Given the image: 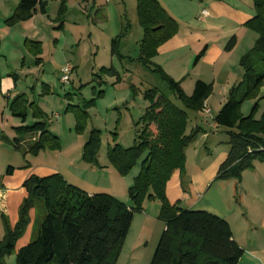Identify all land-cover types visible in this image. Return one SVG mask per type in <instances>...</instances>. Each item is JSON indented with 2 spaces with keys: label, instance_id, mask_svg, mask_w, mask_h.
<instances>
[{
  "label": "rangeland",
  "instance_id": "rangeland-1",
  "mask_svg": "<svg viewBox=\"0 0 264 264\" xmlns=\"http://www.w3.org/2000/svg\"><path fill=\"white\" fill-rule=\"evenodd\" d=\"M43 1L48 17H42V21L38 22L37 36L25 31L29 19L13 25L5 20L1 24L7 35L6 38L0 35V40L5 43L0 50V77L5 81L3 85L11 83L10 102L16 95L25 94L28 102L35 103L42 114L41 120L33 119L32 110L28 107L26 125L43 121L47 130L58 138L59 148L46 146L36 154L28 153L32 141L27 139V135L15 133L21 141H26L20 144L19 150H15L10 143L13 140L12 127L23 124L12 116L9 105H5V98L0 94V165L6 169L9 164L15 163L35 173L42 168L70 173L82 181L80 185L85 191L109 193L130 205L128 188L140 171L144 155L125 176H121L108 163V147L117 144L130 148L134 145L135 125L149 105L144 96L146 90L156 89L178 108H185L167 82L153 71V65L180 82L187 96L191 95L198 77H204L211 84L210 94L201 109H186L185 135L194 134L195 139L186 148L184 171L192 169L193 157L203 152L207 142L215 144L212 146L213 155L227 152V135L214 127V117L232 89L243 79L240 60L254 47L257 39L256 33L248 26L226 16L207 24L198 12L188 11L178 17L177 35L189 38L201 36L209 43L220 46L221 55L213 52V60L206 55L196 62L205 43L198 45L189 39L187 45L161 52L152 59L153 65L145 66L138 60L143 30L137 18L136 0ZM195 2L200 3L199 0ZM228 3L242 17L254 12L253 0H228ZM232 35L236 36V44L232 50L225 51L226 42ZM113 39L116 47L111 53ZM65 64L70 65L72 74L68 83L61 84L60 72ZM111 67L113 71H108ZM213 78L214 82H211ZM206 108L210 113L206 112ZM240 115L261 119L264 115V83L254 97L243 101ZM78 117L83 120L81 130L77 129ZM92 130H98L100 140L94 164L83 159V148ZM5 135L10 136V141ZM7 154L11 159L6 157ZM247 183H251L250 178ZM217 184L219 187L215 185L214 189L217 188L219 195L235 211L234 231L248 244L249 229L242 220L245 205L240 203L243 194L241 179L218 180ZM143 208L144 214L137 213L133 218L118 255V264H150L152 260L165 225L156 219V205L144 201ZM33 211L34 218L37 214L41 216L42 203L40 209H32L29 215ZM0 215L3 223L4 215ZM3 236L4 229L3 234L0 232V240ZM4 261L5 264H17L15 252L7 255Z\"/></svg>",
  "mask_w": 264,
  "mask_h": 264
},
{
  "label": "trees",
  "instance_id": "trees-1",
  "mask_svg": "<svg viewBox=\"0 0 264 264\" xmlns=\"http://www.w3.org/2000/svg\"><path fill=\"white\" fill-rule=\"evenodd\" d=\"M253 7L254 16L245 25L256 33L257 39L240 60L243 79L214 117V125L228 138V153L219 166L216 180L240 181L243 171L251 169L255 161H264V115L260 120L252 115H240L243 101L254 97L264 83V0H253ZM37 9L46 14L42 0H19L6 22L13 25L30 19ZM136 11L143 30L138 60L151 66L159 48L177 35L179 25L157 0H136ZM115 43L113 39L111 53L115 52ZM235 44V37L230 38L224 50H232ZM204 53L205 48L196 62ZM108 71H113V67ZM153 71L167 82L185 108H178L156 89L146 90L144 96L149 105L135 125L134 145L108 147V163L121 176L144 155L140 171L128 188L130 205L108 194L89 195L68 184L59 174L31 175L23 183L26 197L19 207L15 226L11 228L2 217L0 264H5V257L15 251L17 241L29 225L30 211L40 209V203L42 215H36L31 241L15 253L17 264H118L134 215L143 212L144 201L159 202L158 219L165 225L150 264H239L243 250L234 241L226 220L205 211L171 205L165 192L172 173L175 170L184 173L185 151L195 139L194 134L185 135L186 109H201L211 84L197 80L187 96L180 82L167 76L159 66L153 65ZM28 107L32 118L41 120L38 107L24 95L15 97L9 104L12 116L23 124L13 128L15 133L37 135L27 152L36 154L46 146L59 148L58 138L47 130L43 121L26 125ZM82 122L78 117V130L82 129ZM97 133L98 130L89 133L83 148V159L91 164L97 162L100 144ZM21 140L16 137L10 142L15 150H19ZM12 173L13 168L8 167L6 174Z\"/></svg>",
  "mask_w": 264,
  "mask_h": 264
},
{
  "label": "crops",
  "instance_id": "crops-1",
  "mask_svg": "<svg viewBox=\"0 0 264 264\" xmlns=\"http://www.w3.org/2000/svg\"><path fill=\"white\" fill-rule=\"evenodd\" d=\"M163 9L178 23V17L184 16L188 11H196L197 14L205 20L207 24H212L215 20L220 17L226 16L228 18L237 20L240 25L245 24L249 19L254 16V12L249 15H244L242 17L239 15L236 10L230 7L228 0H201L200 3H196L195 0L187 1V0H157ZM43 3L45 1L42 0ZM19 0H0V35L1 38H6V30L1 28V24L4 23L5 20L9 19L14 10L16 9ZM46 14H42L38 11L32 15L29 19V25L25 26V31L29 34L34 33L36 36L38 34V22L42 21V17H46L48 15V10L46 8ZM202 12H205L204 14ZM48 17V16H47ZM5 25V24H4ZM179 32V29H178ZM177 32V33H178ZM34 35V36H35ZM235 37V35H232ZM189 39L192 41H196L198 45L205 43V53L203 56L209 58V60H213L212 53H216L217 56L221 55L220 46L209 43L201 36L191 37L189 36H178L176 35L163 46H161L158 50V54L164 51H171L180 46L187 45V41ZM230 38L228 39V41ZM227 41V42H228ZM237 41V39H236ZM226 42V43H227ZM3 43L0 40V50ZM212 46V47H210ZM210 47V48H209ZM157 54V55H158ZM197 80H200L204 83H208V81L204 77H198ZM196 80V81H197ZM195 81V82H196ZM5 82L3 77H0V94L5 98V105L8 106L10 100H12V94H9V90L12 88L11 83ZM194 82V84H195ZM211 82H214V78ZM193 84V87H194ZM24 95L25 94H21ZM20 96L16 95L15 97ZM14 98V97H13ZM225 102L222 103V106ZM221 106V107H222ZM21 125L15 126L19 127ZM14 126L12 128H15ZM214 127H216L214 125ZM217 128V127H216ZM218 129V128H217ZM12 139L16 138L15 131L11 132ZM51 133V132H50ZM52 134V133H51ZM54 135V134H53ZM6 140L10 141V136L5 135ZM55 136V135H54ZM37 138V135H27V139L33 141ZM11 139V140H12ZM26 141H21L20 144L25 143ZM224 144H226L224 142ZM212 144L207 142L205 144L203 152L197 154L196 157H193V167L191 170L186 169L184 173L181 175L179 170H175L169 181L166 184V196L171 205L179 204L180 207L190 211H205L211 213L221 219L227 221L230 226L233 239L237 243V245L243 250V256L241 257L239 264H264V161H255L250 170H245L243 172V176L241 178V189H242V197L240 203L244 204V214L243 221L246 224L247 229H249L247 234L248 244H245L243 239L239 237L233 229V222L236 221V215L234 214L232 206L226 201L221 195H219L218 191L214 189L215 187H219L217 184L218 180H216V175L221 163L225 160L227 152L219 153L217 156L213 155L215 151L212 149ZM0 150L1 147H0ZM107 153V151H106ZM10 154H7L6 157ZM186 155V151H185ZM186 162V161H185ZM187 164V163H186ZM188 165V164H187ZM8 167L13 168V173L11 175L6 174V170ZM5 169L4 166L0 165V211L2 215L6 218L9 226L13 228L18 221V211L19 207L26 197V191L23 188V183L26 179H28L31 175H35L38 177H45L53 174H59L68 184L73 185L89 195L92 194H108L105 192H95L89 193L82 189L83 187L80 185L82 181L77 177L70 173H62L57 172L52 168H42L41 171L35 173L34 170L28 167L15 165L12 163L8 165ZM44 172V173H43ZM251 179V183H247L248 179ZM249 184L251 189H249ZM246 186V187H245ZM112 196V195H111ZM113 197V196H112ZM115 198V197H114ZM116 199V198H115ZM118 200V199H117ZM119 201V200H118ZM149 204L156 205L155 214H157L156 219H158L160 205L157 201H148ZM126 204V203H124ZM250 206H246V205ZM129 205V204H126ZM145 212V208L143 210V214ZM1 216V215H0ZM135 216V215H134ZM144 219H149L146 216H142ZM34 211L31 212L30 222L23 236L17 241L15 247V253L27 245L34 233ZM144 223V222H143ZM249 224V225H248ZM165 228V226H164ZM3 223L0 218V232L3 234ZM238 236V237H237ZM1 241V240H0Z\"/></svg>",
  "mask_w": 264,
  "mask_h": 264
},
{
  "label": "built area",
  "instance_id": "built-area-1",
  "mask_svg": "<svg viewBox=\"0 0 264 264\" xmlns=\"http://www.w3.org/2000/svg\"><path fill=\"white\" fill-rule=\"evenodd\" d=\"M106 1H109V0H106ZM202 13L204 14L205 12H202ZM60 73H61V76H60L59 82L61 84H66L70 81L71 74H72V68L70 67V65L65 64V66L62 68ZM206 112L210 113V110L206 108Z\"/></svg>",
  "mask_w": 264,
  "mask_h": 264
}]
</instances>
